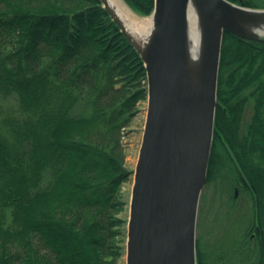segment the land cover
<instances>
[{"label":"trees","instance_id":"trees-1","mask_svg":"<svg viewBox=\"0 0 264 264\" xmlns=\"http://www.w3.org/2000/svg\"><path fill=\"white\" fill-rule=\"evenodd\" d=\"M123 1L141 16L154 4ZM248 85L264 100V42L225 32L215 127L231 128L225 95ZM146 94L140 56L98 0H0V264H118L116 214L132 174L122 140ZM243 169L248 226L205 249L197 239L198 264L225 263L235 245L264 264V170ZM249 225L260 231L252 250Z\"/></svg>","mask_w":264,"mask_h":264},{"label":"water","instance_id":"water-1","mask_svg":"<svg viewBox=\"0 0 264 264\" xmlns=\"http://www.w3.org/2000/svg\"><path fill=\"white\" fill-rule=\"evenodd\" d=\"M98 2L146 73L147 114L133 171L125 264H198L197 214L211 157L223 34L264 42V9L228 0H154L153 30L141 45L105 0ZM189 3L201 28L194 60Z\"/></svg>","mask_w":264,"mask_h":264},{"label":"flooded vegetation","instance_id":"flooded-vegetation-1","mask_svg":"<svg viewBox=\"0 0 264 264\" xmlns=\"http://www.w3.org/2000/svg\"><path fill=\"white\" fill-rule=\"evenodd\" d=\"M229 1L239 5L257 2L255 0ZM253 90L254 86L248 85L236 97L231 92L225 95L226 102L222 111L225 113L227 122L231 124V128L215 127L214 130L208 169V176L210 174L211 181L208 184L206 182V184L212 186L214 201L220 200L221 204L219 207H222L223 204L226 206L225 208H228V205H235V207L239 205L238 208L240 209L242 208V201L250 203L249 183L245 176L243 165H257L264 170V100L258 101V98L253 95ZM220 106L221 104L217 99L216 109ZM257 116L261 124L256 125L255 119ZM255 132H257L258 136L255 135ZM254 142H257L259 150L256 154L247 156L244 153V146ZM225 185L228 187L227 193L224 194L227 201L222 202L223 198L219 197L220 194L218 192ZM253 198L254 200L256 199L255 195H253ZM201 200L202 195L200 204ZM248 233L251 241H254L256 235H260L258 227H254V225L249 228Z\"/></svg>","mask_w":264,"mask_h":264},{"label":"rangeland","instance_id":"rangeland-1","mask_svg":"<svg viewBox=\"0 0 264 264\" xmlns=\"http://www.w3.org/2000/svg\"><path fill=\"white\" fill-rule=\"evenodd\" d=\"M261 1V0H255ZM123 3V1L121 0ZM124 4V3H123ZM127 8V7H126ZM129 10V9H128ZM130 15L137 21L148 22L149 17H143L132 10ZM147 100L140 101L136 104V114L131 119L129 125L124 129V135L122 145L124 149V166L127 170L132 172L129 181L124 183L121 187L122 200L124 201L123 209L117 213L123 223L120 225V235L118 236V245L122 247V255L118 260V264H125V240H126V223L129 214V199L133 183V171L135 169L139 148L141 145L142 134L144 129V123L146 118ZM227 186H222L219 190L220 198H223L222 202H226L225 193H227ZM212 186L207 185L202 192V200L200 204V210L198 215L197 224V238L200 240L203 249L206 248L207 242H214L218 238L222 237L225 241H231L234 238H239L248 226L250 217V203L242 201V208H238L239 205H228V208L223 204L219 207L221 202L214 201ZM218 199V198H217ZM241 203V200H240ZM232 207V208H229ZM234 211L236 213H234ZM244 216V217H243ZM250 228V225H249ZM248 231V230H247ZM251 241V240H250ZM251 250L253 242L250 243ZM238 245L232 247L233 253L226 259L223 264H253L256 262V254L248 253L247 251H237Z\"/></svg>","mask_w":264,"mask_h":264},{"label":"bare ground","instance_id":"bare-ground-1","mask_svg":"<svg viewBox=\"0 0 264 264\" xmlns=\"http://www.w3.org/2000/svg\"><path fill=\"white\" fill-rule=\"evenodd\" d=\"M105 3L110 8L113 15L120 20V22L126 27V29L132 34H135L136 36L139 37V43L141 45L147 43L151 31L153 30L151 18H149V21L147 23L142 20L141 21L135 20V18L130 15V11L121 2V0H105ZM187 29H188V40L190 44V52H191L190 57L194 60L197 57L198 49H200L201 28H200L198 14L192 3H189L188 5ZM137 46H138V42H137ZM214 130H215V121H214Z\"/></svg>","mask_w":264,"mask_h":264}]
</instances>
